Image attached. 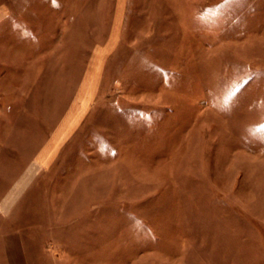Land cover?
<instances>
[{
	"label": "rangeland",
	"instance_id": "obj_1",
	"mask_svg": "<svg viewBox=\"0 0 264 264\" xmlns=\"http://www.w3.org/2000/svg\"><path fill=\"white\" fill-rule=\"evenodd\" d=\"M0 264H264V0H4Z\"/></svg>",
	"mask_w": 264,
	"mask_h": 264
},
{
	"label": "crops",
	"instance_id": "obj_2",
	"mask_svg": "<svg viewBox=\"0 0 264 264\" xmlns=\"http://www.w3.org/2000/svg\"><path fill=\"white\" fill-rule=\"evenodd\" d=\"M12 12L9 7L5 4L4 0H0V23L7 19H11Z\"/></svg>",
	"mask_w": 264,
	"mask_h": 264
}]
</instances>
